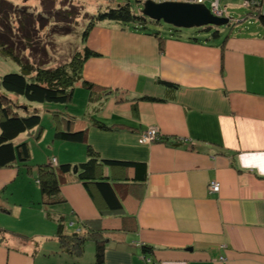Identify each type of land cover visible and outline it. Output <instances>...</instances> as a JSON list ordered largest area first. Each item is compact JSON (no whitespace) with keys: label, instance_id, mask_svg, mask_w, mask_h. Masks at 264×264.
<instances>
[{"label":"crops","instance_id":"1","mask_svg":"<svg viewBox=\"0 0 264 264\" xmlns=\"http://www.w3.org/2000/svg\"><path fill=\"white\" fill-rule=\"evenodd\" d=\"M241 5L249 10L246 0ZM257 10L264 17V0ZM85 46L98 53L83 67L94 87L76 84L87 90V104L55 111L86 129L87 160L91 150L99 159L146 163L147 178L135 180L133 166L100 163L97 177L115 181L122 199L113 210L97 183L86 186L73 171L61 203L42 204L39 179L37 197L10 201L0 170V227L7 230L0 232V264H98L97 232L105 240L100 264H264V20L247 12L203 34L159 37L103 21ZM150 127L161 138L142 143ZM49 134L37 126L19 140ZM61 156L52 158L79 164ZM19 164L38 175L28 163L5 167ZM213 181L219 191L209 190ZM60 214L68 233L88 237L80 255L60 249Z\"/></svg>","mask_w":264,"mask_h":264},{"label":"trees","instance_id":"2","mask_svg":"<svg viewBox=\"0 0 264 264\" xmlns=\"http://www.w3.org/2000/svg\"><path fill=\"white\" fill-rule=\"evenodd\" d=\"M40 13L29 9L27 5H16L10 0H0V52L11 57L19 66L18 70L7 71L0 74V167L11 165L15 162L26 163L31 158L29 142L19 140L25 132L35 127L43 128L41 125V111L39 105L49 103L70 104L73 101L76 84L83 81V86L89 89L94 87L83 78L84 63L89 57L98 55L97 52L88 46L76 50L72 58L59 65H49L51 61L44 58L31 61L23 53L26 49L36 50L33 37L41 28L51 26L50 34L54 36H69L76 31L80 12L76 9L64 10L57 7V0H41ZM138 5L143 4L142 0H135ZM73 6V5H72ZM259 3L249 4V13L257 14L260 19V10H257ZM68 9V10H67ZM67 10V12H65ZM103 21H112L124 26H135L147 30L150 34L160 36L159 30H151L149 23H159L146 17L141 9L137 11L131 0L118 2L107 8L99 9L97 13L90 14L87 27L82 33V42L85 41L92 28ZM209 28V27H208ZM207 28V29H208ZM206 29V30H207ZM218 30L214 31L216 35ZM24 45V48H21ZM36 56V55H35ZM41 57V56H39ZM22 99V100H21ZM155 100L156 98H149ZM20 100L22 102H20ZM53 125L55 135L58 139L69 142L86 141V129L75 130V121L65 113L53 112ZM98 124V122H96ZM103 126V125H102ZM105 127V126H103ZM77 165L76 178L86 186L89 183H97L108 205L113 210L122 209V199L115 187V181L102 176L97 177L98 165L100 163L120 164L133 166L135 180L145 181L147 178L146 163L121 160H104L93 156ZM49 162L37 165L38 179L42 194V204L61 203L64 198L61 196V186L67 175L74 167L68 162ZM101 160V162L99 161ZM50 215V213H49ZM64 214L57 216V237L60 249L64 252L80 255L88 237L78 232L68 233ZM0 227V232H5ZM94 233L93 239L96 244V263L100 264L104 259V242L100 235ZM144 251H149L150 246L144 245Z\"/></svg>","mask_w":264,"mask_h":264},{"label":"rangeland","instance_id":"3","mask_svg":"<svg viewBox=\"0 0 264 264\" xmlns=\"http://www.w3.org/2000/svg\"><path fill=\"white\" fill-rule=\"evenodd\" d=\"M10 1L19 6L27 5L30 10L38 12V14L40 13L42 3L41 0ZM122 1L124 2L125 0H121V2ZM134 1L135 0H131V2L134 3V8L139 11L143 7V4L138 5ZM142 1L145 2L146 0ZM154 1L164 2L170 0ZM220 2V9L224 12V17L240 19L243 17V15H246V13L249 12L247 7L241 5V0H221ZM110 3L114 4L116 2H111L110 0L109 2H105V4H103L102 2H94L92 0H57V7H60V9L64 10L65 8L63 7L65 6L68 7L70 10L76 9V11L80 12V16L78 18L79 22L75 26L76 31L69 36H54L50 34L51 26L48 25V28H41V30L36 32L35 35L33 34L34 38L37 37V39H35V43L37 45L34 46V48L36 47V50L32 47L31 49H26L23 53L31 61L35 60V58L38 60L41 58H44V60L46 61L50 60L51 63H49V65L53 66L59 65L62 62L70 60L76 50L82 49L83 46H85L82 42L81 37L83 31L88 25L90 14L97 13L99 9L109 7L111 5ZM206 3L208 5H211V1H206ZM67 10H65V12H67ZM224 26L225 25L221 27ZM148 29L159 30L165 33L170 31L173 34H182L184 32H191L193 34H203L204 32H206V27L176 28L170 24L165 23L164 21H160L156 24L149 23ZM215 29L216 27L213 28V30ZM21 48L25 49L24 45H21ZM18 69V64L11 57L5 56L0 52V74ZM75 89L76 91L74 93V99L69 105L71 108L73 107L74 110L78 111L79 109L84 108L86 106L88 93L86 89L80 86H76ZM21 100L20 102H22ZM62 105L65 106V104L62 103L49 102L43 105H39L42 116L41 125L44 127V129L48 128L50 130V134L47 138H43L41 140H38L31 135L28 136L32 156L31 159L26 163L32 165V167L34 168H37L38 164L48 162L50 159H52L53 155L59 156L61 154V157L64 158L71 157V159H75L77 161V164L87 160V158H85L86 144L84 145L80 142L74 143L69 141H63L61 139L59 140L55 138L56 135L55 128L53 126L52 114L55 109L60 108V106ZM61 111L65 112V110ZM51 142L53 144V147L50 146ZM64 162L70 161L64 160ZM76 163H74V165H76ZM7 169H12L13 173H16L15 181H12L11 178H9L10 176H6L5 170ZM27 169L28 168H26V166L22 164H19L14 167H0V170H3L4 173L2 177H6V181L8 182L7 190L2 193V196L4 198L10 201L20 202L24 201V199L26 198H29L30 195H33L34 197L38 196L39 191L38 189H35V186H38V175L36 172L27 173ZM27 181L32 182L34 190L24 183ZM66 224L69 228H71L68 222Z\"/></svg>","mask_w":264,"mask_h":264},{"label":"water","instance_id":"4","mask_svg":"<svg viewBox=\"0 0 264 264\" xmlns=\"http://www.w3.org/2000/svg\"><path fill=\"white\" fill-rule=\"evenodd\" d=\"M141 12L150 19L164 21L176 28L209 27L207 30H213L230 23V18L215 14L206 3L146 0ZM74 172H77V165Z\"/></svg>","mask_w":264,"mask_h":264},{"label":"built area","instance_id":"5","mask_svg":"<svg viewBox=\"0 0 264 264\" xmlns=\"http://www.w3.org/2000/svg\"><path fill=\"white\" fill-rule=\"evenodd\" d=\"M170 1H184V2H190V3H206V0H170ZM248 4L250 3H259L260 0H246ZM220 0H213L211 3V9L212 11L217 15H223V11L220 9L219 5ZM207 4V3H206ZM161 138V133L159 128L157 127H150L147 130L143 131L140 137V140L142 143H150L152 141H155L157 139ZM53 163L57 164V159L53 158ZM209 190L211 191H219L220 190V184L219 182L213 181L209 185Z\"/></svg>","mask_w":264,"mask_h":264},{"label":"bare ground","instance_id":"6","mask_svg":"<svg viewBox=\"0 0 264 264\" xmlns=\"http://www.w3.org/2000/svg\"><path fill=\"white\" fill-rule=\"evenodd\" d=\"M206 1H211V3L213 2V0H206ZM220 3V2H219Z\"/></svg>","mask_w":264,"mask_h":264}]
</instances>
